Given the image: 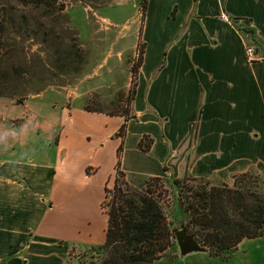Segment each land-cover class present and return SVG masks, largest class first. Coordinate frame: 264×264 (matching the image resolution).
Instances as JSON below:
<instances>
[{
	"label": "crops",
	"instance_id": "0c3cea01",
	"mask_svg": "<svg viewBox=\"0 0 264 264\" xmlns=\"http://www.w3.org/2000/svg\"><path fill=\"white\" fill-rule=\"evenodd\" d=\"M154 1L157 20L172 32L160 38L152 73L143 74L146 0L142 57L126 118L84 111L64 97L62 105L48 107L53 138L25 136L11 147L0 142V264H67L69 252L58 253L56 234L72 231L77 221L65 207L91 189L102 192L118 146L125 174L231 187L234 176L250 172L264 183V0ZM236 26L252 30L259 47ZM143 119L155 127L153 134L143 129ZM143 137L151 141L147 152L137 148Z\"/></svg>",
	"mask_w": 264,
	"mask_h": 264
},
{
	"label": "rangeland",
	"instance_id": "374dc122",
	"mask_svg": "<svg viewBox=\"0 0 264 264\" xmlns=\"http://www.w3.org/2000/svg\"><path fill=\"white\" fill-rule=\"evenodd\" d=\"M140 2L141 0H63L64 14L68 26L76 34V44L82 57L79 63L59 62L57 58L65 43L59 45L61 41H54L53 37L56 34L68 35L60 24L53 26L50 19H40L38 12L26 11L24 15H28L26 17L29 19L30 29L36 27L35 32H38L39 37L44 31L51 30L53 36L46 37L45 43L34 38H14L12 41L15 49L8 67H19L23 78L19 82H12L11 89L0 96V142L11 147L22 144L26 137L32 138L35 134L53 138L55 116L48 107L51 104L62 105L64 97L70 103L79 104L87 112L122 115L126 111L129 115L128 107L133 98L138 71L135 66L137 51L142 44L140 33L143 9ZM7 5L15 6V3L13 0H0V7ZM158 16L155 1L151 0L143 33L147 45L143 72L145 75L152 73L163 33L170 35L172 32V29L159 23ZM33 19L38 20L37 24ZM246 48L252 49L248 45ZM9 91L14 92V95L10 96ZM143 129L151 134L155 131V127L146 119H143ZM127 143L130 144V140ZM171 164L172 172L176 175L177 162ZM259 180V190L264 197V183ZM169 182L170 179H161L166 196L159 193L158 198L169 229L175 233L180 230L179 224L184 219L180 218L176 205L172 203ZM110 186L109 182L106 187ZM101 200V190L94 188L79 204L65 207L66 213L77 221L72 231L56 234L60 242L58 253L64 256L69 252L67 264L89 262L95 257L92 250L102 245L105 220L99 209ZM153 264H264V234L260 238L244 241L225 262L203 252L181 257L176 244L172 243L169 251Z\"/></svg>",
	"mask_w": 264,
	"mask_h": 264
},
{
	"label": "trees",
	"instance_id": "16d2710c",
	"mask_svg": "<svg viewBox=\"0 0 264 264\" xmlns=\"http://www.w3.org/2000/svg\"><path fill=\"white\" fill-rule=\"evenodd\" d=\"M13 2L15 6L0 7V96L11 89L12 82H19L23 78L19 67H8L15 49L13 39L34 38L45 43L46 37L53 36L51 30L44 31L39 37L38 32H35L36 27L30 29L28 15H24L26 11L38 12L40 19H50L53 26L60 24L68 34H56L53 37L54 41H61L59 45L65 43L57 56L59 62L79 63L82 59L76 44V34L68 26L64 14L63 0ZM140 3L144 11L146 0ZM33 21L35 24L38 22L37 19ZM235 29L249 36L252 44L259 47L253 39L252 30L240 26ZM141 57L142 45L137 51L136 70ZM9 92L10 96L14 95V92ZM123 116L127 117L126 111ZM123 134L124 124L118 128L116 137L121 138ZM144 140L146 143H143ZM150 143V139L143 137L137 143V148L147 152ZM120 151L121 147L118 146L111 186L107 188L105 185L102 189L99 206L105 216L102 245L92 250L95 257L82 264H153L174 243V232L169 229L158 198L159 193L166 196L162 178H139L124 174L119 167ZM259 184L258 176L250 172L234 176L231 187L211 185L208 181L189 177L170 180L172 203L176 205L180 218L184 219L179 224L180 230L190 236L207 256L227 261L240 242L257 239L264 234V197Z\"/></svg>",
	"mask_w": 264,
	"mask_h": 264
},
{
	"label": "water",
	"instance_id": "95a60500",
	"mask_svg": "<svg viewBox=\"0 0 264 264\" xmlns=\"http://www.w3.org/2000/svg\"><path fill=\"white\" fill-rule=\"evenodd\" d=\"M173 241L176 244L178 254L181 257L190 253L203 252L202 248H200L194 240L190 236H187L182 230L173 233Z\"/></svg>",
	"mask_w": 264,
	"mask_h": 264
},
{
	"label": "built area",
	"instance_id": "2783aa9c",
	"mask_svg": "<svg viewBox=\"0 0 264 264\" xmlns=\"http://www.w3.org/2000/svg\"><path fill=\"white\" fill-rule=\"evenodd\" d=\"M220 18H221L222 20L228 21V19H227L223 14L220 15ZM244 54H245V57H246L249 61L254 60V54H253V50H252V49H250V48H246V49L244 50Z\"/></svg>",
	"mask_w": 264,
	"mask_h": 264
}]
</instances>
